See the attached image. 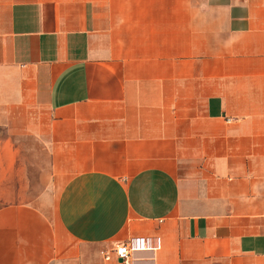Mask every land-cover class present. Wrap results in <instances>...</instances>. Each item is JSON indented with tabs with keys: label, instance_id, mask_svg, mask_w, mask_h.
Returning <instances> with one entry per match:
<instances>
[{
	"label": "crops",
	"instance_id": "crops-1",
	"mask_svg": "<svg viewBox=\"0 0 264 264\" xmlns=\"http://www.w3.org/2000/svg\"><path fill=\"white\" fill-rule=\"evenodd\" d=\"M135 238L264 264V0H0V264Z\"/></svg>",
	"mask_w": 264,
	"mask_h": 264
},
{
	"label": "built area",
	"instance_id": "built-area-1",
	"mask_svg": "<svg viewBox=\"0 0 264 264\" xmlns=\"http://www.w3.org/2000/svg\"><path fill=\"white\" fill-rule=\"evenodd\" d=\"M159 245V244H158ZM158 246L153 247L145 239H131L127 243L116 248V256L118 260L122 261V264H130V259L133 253L144 251L147 249H157Z\"/></svg>",
	"mask_w": 264,
	"mask_h": 264
},
{
	"label": "water",
	"instance_id": "water-1",
	"mask_svg": "<svg viewBox=\"0 0 264 264\" xmlns=\"http://www.w3.org/2000/svg\"><path fill=\"white\" fill-rule=\"evenodd\" d=\"M120 262H122V261H120Z\"/></svg>",
	"mask_w": 264,
	"mask_h": 264
}]
</instances>
